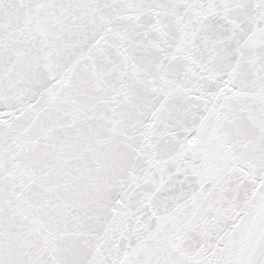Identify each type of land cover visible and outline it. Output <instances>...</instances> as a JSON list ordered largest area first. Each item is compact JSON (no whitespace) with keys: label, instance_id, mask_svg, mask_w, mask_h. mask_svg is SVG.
Segmentation results:
<instances>
[{"label":"snow or ice","instance_id":"1","mask_svg":"<svg viewBox=\"0 0 264 264\" xmlns=\"http://www.w3.org/2000/svg\"><path fill=\"white\" fill-rule=\"evenodd\" d=\"M0 264H264V0H0Z\"/></svg>","mask_w":264,"mask_h":264}]
</instances>
